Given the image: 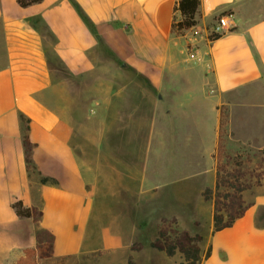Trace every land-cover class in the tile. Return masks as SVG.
<instances>
[{
  "label": "crops",
  "instance_id": "0c3cea01",
  "mask_svg": "<svg viewBox=\"0 0 264 264\" xmlns=\"http://www.w3.org/2000/svg\"><path fill=\"white\" fill-rule=\"evenodd\" d=\"M177 2L0 0L5 264L41 241L52 243L41 259L51 264H176L151 245L171 217L191 233L206 223L211 250L201 264H264V191L214 232V203L203 196L221 165L264 150V0H201L197 24L182 33L172 27ZM223 14L237 26L210 39ZM90 120L101 125L91 133L96 162L78 125ZM145 141L146 163L125 155ZM103 182L113 198L98 208ZM17 200L42 211L39 220L19 217Z\"/></svg>",
  "mask_w": 264,
  "mask_h": 264
},
{
  "label": "trees",
  "instance_id": "16d2710c",
  "mask_svg": "<svg viewBox=\"0 0 264 264\" xmlns=\"http://www.w3.org/2000/svg\"><path fill=\"white\" fill-rule=\"evenodd\" d=\"M18 3L27 7L34 3L41 2L42 0H17ZM201 6V0H178L175 11L180 14V19H177L175 16L173 21V31L176 33H182L185 30L195 26L197 24V14ZM219 37L217 34H211L210 39H215ZM224 121V119H223ZM27 126V131H28ZM26 142V161L28 169L35 168L32 160V149L34 144L29 141L28 134L25 135ZM220 156V155H219ZM221 157V156H220ZM225 167L221 165L219 168V178L216 188H220L222 184L226 181L229 182L232 186L240 185L236 182L237 179L227 180L223 176L225 172ZM235 172L237 171L234 169ZM221 172V173H220ZM47 178H43V181H47ZM55 182V180H51ZM226 182V183H227ZM212 188L207 187L204 190L205 197L211 198ZM12 207L15 209V212L19 217H28L33 218L35 221L39 220L42 211L30 207L24 204L22 200H17L12 204ZM247 205H243V198L239 191L230 192H218L215 196V209H214V231L221 230L225 227L231 226L234 221L243 215ZM223 210L227 211V218L225 219ZM202 240L200 234L191 235L189 231L184 229H179L177 226L176 217L171 218H162L159 225L158 236L151 243V245L159 250L165 251L169 256H173L177 250L181 251L185 256V262L181 264H201L202 255L201 247L198 245V241ZM140 247L139 245L133 246V248ZM211 248L209 247L206 257L210 254ZM24 256L18 259L19 264H37L40 259L50 257L52 255V243L43 242L39 243L36 247L26 248L24 250ZM130 264H132L130 262Z\"/></svg>",
  "mask_w": 264,
  "mask_h": 264
},
{
  "label": "rangeland",
  "instance_id": "374dc122",
  "mask_svg": "<svg viewBox=\"0 0 264 264\" xmlns=\"http://www.w3.org/2000/svg\"><path fill=\"white\" fill-rule=\"evenodd\" d=\"M181 16H177V19H180ZM79 122L75 121V124L77 125ZM79 128H82V132L83 130H88V132L90 131V137H88L85 141L84 144H86V147L89 148V150L91 151L90 155L93 158V160L95 159V162L97 160H103V156L102 154L99 152V149L97 147V142H98V138L97 136H93L91 133L93 132V134L98 133L99 127L101 126L99 122L95 121V120H90V121H86L84 122V124L79 123ZM125 138H121L119 140L121 147H125L126 141ZM108 138H102V140H107ZM100 140V139H99ZM158 144V142H157ZM146 141L145 142H141L139 144V152H134L132 151L133 148L131 147H127L126 148V152L125 155H128L130 158L133 156H138V158L140 159L141 164L146 163V160L149 157V153H147L146 151H140V149H146ZM154 148H158L154 147ZM97 150V152H96ZM152 154H155V152H153ZM151 155V154H150ZM106 160H110L113 161V153H109V155L107 157H105ZM121 162L124 161V159L120 160ZM228 167L225 169V172H223V176L227 177L229 180L233 177L234 180H236V182L240 185H235L232 186L229 182H225L224 184H222L220 186V188H212L214 190H212V194H211V198H206L204 193L203 196L205 198L206 201H212L214 203V209H215V198L213 199L214 196L217 195L218 192L224 193V192H234V191H239L242 198H243V205H248L250 204L255 197L257 196V193L264 191V150L263 151H258L255 153H248V154H242L241 156H235L233 158L230 159V161H228ZM236 169L237 171L235 172ZM103 178V176H102ZM103 180V179H102ZM132 182H134V179L132 180ZM194 184V183H192ZM125 185V184H124ZM188 188L193 187L188 185ZM101 190L98 191V199H96V204L99 208V206H102L106 203H110V201H105V199H110L113 198L112 197V193L106 188V185L102 184L101 186ZM102 192V193H101ZM213 192L215 194H213ZM193 193V192H192ZM192 193L190 192L189 196H194V194L192 195ZM213 199V200H211ZM184 207H185V214H187V211H192L191 208V199L190 197L184 201ZM97 207H95L94 212H93V216H92V220H95L97 215H98V209ZM198 208V207H197ZM197 215L200 213L202 214L203 212L200 211V209L198 208V211H194ZM222 213L225 216V219L227 218V211L223 210ZM203 215V214H202ZM199 223V222H197ZM205 223V222H204ZM93 224V223H92ZM91 224V226L93 227V225ZM178 226V224H177ZM181 229V228H179ZM151 230H155V227L151 225L150 230H148L149 232L145 233L142 232V237H149L152 234H154V231ZM182 230V229H181ZM187 230V229H184ZM199 232H190L191 235H196V234H200L202 236V240L198 241V245L201 247V255H202V260L203 258L206 256L207 251L209 249V238H210V232L208 230V227L205 224H203L201 227H199ZM188 231V230H187ZM171 258H173L175 260L176 264H181L183 262H185V256L184 254L177 250L176 253L173 256H170ZM201 260V261H202ZM39 262H41V264H51L49 261H41V259L39 260ZM202 263V262H201ZM0 264H5V226L0 227Z\"/></svg>",
  "mask_w": 264,
  "mask_h": 264
},
{
  "label": "built area",
  "instance_id": "2783aa9c",
  "mask_svg": "<svg viewBox=\"0 0 264 264\" xmlns=\"http://www.w3.org/2000/svg\"><path fill=\"white\" fill-rule=\"evenodd\" d=\"M237 26L232 14H223L217 18L212 27L211 34L220 35L226 31L232 30Z\"/></svg>",
  "mask_w": 264,
  "mask_h": 264
}]
</instances>
